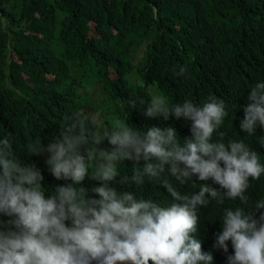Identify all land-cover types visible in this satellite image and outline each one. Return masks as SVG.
Here are the masks:
<instances>
[{"label":"clouds","instance_id":"obj_1","mask_svg":"<svg viewBox=\"0 0 264 264\" xmlns=\"http://www.w3.org/2000/svg\"><path fill=\"white\" fill-rule=\"evenodd\" d=\"M252 21L247 19V25ZM257 48L237 44L217 57L208 55L213 70L199 72L195 65L185 71L179 65L176 74L184 73L187 86L193 78L192 88L211 85L213 76L225 73L233 60L263 54ZM263 72L264 62L258 61L246 65L240 76L249 83ZM203 96L200 103H169L163 92L152 90L143 115L162 117L173 126L140 129L125 119L105 125L96 117L68 115L46 145L34 139L23 147L30 154L47 153L51 175L71 181L51 190L41 186L38 169L16 158L15 138L7 132L0 135V264H213L210 247L225 253V264H264V193L249 189L253 181H264V79L248 89L239 105V130L248 135L260 131L258 147L242 139H221L225 134L218 129L230 100ZM129 104L135 106V100ZM175 125L183 129V141ZM125 159L144 160L142 168H133L132 182H159L179 202L161 206L137 198L142 194L137 187L130 192L110 187L118 162ZM165 166L180 184L196 180L199 190L179 192L164 175ZM86 176L99 181L91 188L98 198L86 199L85 189L77 187ZM210 200L230 203L216 229L201 209Z\"/></svg>","mask_w":264,"mask_h":264},{"label":"trees","instance_id":"obj_2","mask_svg":"<svg viewBox=\"0 0 264 264\" xmlns=\"http://www.w3.org/2000/svg\"><path fill=\"white\" fill-rule=\"evenodd\" d=\"M247 19L253 21L247 25ZM237 44L248 50L256 46L263 54L233 60L225 73L213 76L211 85L192 88L193 78L187 86L184 73L176 74L179 65L185 71L195 65L199 72L213 70L208 55L217 57ZM258 61L264 62V0H0V135L7 132L15 138L16 158L38 169L41 186L51 190L71 181L53 177L45 163L47 153H27L26 143L39 139L46 145L73 113L96 117L105 125L119 118L140 129L173 126L162 117L143 115L152 90L158 89L169 103L184 99L200 103L204 94L229 99L228 115L218 129L225 134L221 139H242L249 147H258L262 133L244 134L238 127L239 105L248 89L264 79L263 72L245 83L240 72ZM175 131L183 141L181 126L175 125ZM143 164V159L118 162V175L109 186L117 192L137 187L142 193L137 198L161 206L178 203L159 182L144 179L138 185L130 180L133 168ZM165 168L164 175L182 194L199 190L196 180L180 184ZM98 184L86 176L77 187L85 189L86 199H95L98 195L91 188ZM249 189L264 193V181H253ZM239 203L236 200L235 206ZM226 205H230L226 200L223 204L210 200L201 208L214 229ZM207 251L213 264L226 256L219 248Z\"/></svg>","mask_w":264,"mask_h":264},{"label":"bare ground","instance_id":"obj_3","mask_svg":"<svg viewBox=\"0 0 264 264\" xmlns=\"http://www.w3.org/2000/svg\"><path fill=\"white\" fill-rule=\"evenodd\" d=\"M124 177V176H123ZM142 185V184H141Z\"/></svg>","mask_w":264,"mask_h":264}]
</instances>
